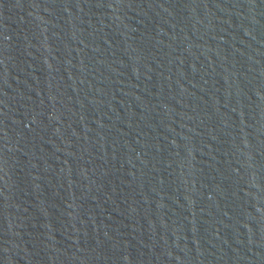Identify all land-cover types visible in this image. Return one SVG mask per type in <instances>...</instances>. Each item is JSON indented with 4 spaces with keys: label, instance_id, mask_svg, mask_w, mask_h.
Segmentation results:
<instances>
[{
    "label": "water",
    "instance_id": "1",
    "mask_svg": "<svg viewBox=\"0 0 264 264\" xmlns=\"http://www.w3.org/2000/svg\"><path fill=\"white\" fill-rule=\"evenodd\" d=\"M0 264H264V0H0Z\"/></svg>",
    "mask_w": 264,
    "mask_h": 264
}]
</instances>
